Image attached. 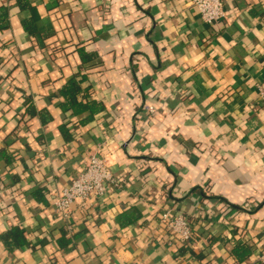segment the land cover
Here are the masks:
<instances>
[{"label": "crops", "instance_id": "obj_1", "mask_svg": "<svg viewBox=\"0 0 264 264\" xmlns=\"http://www.w3.org/2000/svg\"><path fill=\"white\" fill-rule=\"evenodd\" d=\"M223 2L209 24L191 0H0V264H264V0ZM98 150L119 186L63 217Z\"/></svg>", "mask_w": 264, "mask_h": 264}, {"label": "built area", "instance_id": "obj_2", "mask_svg": "<svg viewBox=\"0 0 264 264\" xmlns=\"http://www.w3.org/2000/svg\"><path fill=\"white\" fill-rule=\"evenodd\" d=\"M200 12L205 22L218 23L226 17L223 0H191ZM258 93L264 102V80L258 86ZM148 109L154 111L153 105ZM110 185L119 186L118 178L106 157L98 150L90 154L82 170L78 172L68 185L55 193L53 205L57 213L69 217L73 204L80 200L87 203L90 200L101 198L105 195ZM161 220L164 225L186 245L196 239V232L192 221L184 212H177L168 207L162 211ZM264 261V258H262Z\"/></svg>", "mask_w": 264, "mask_h": 264}, {"label": "trees", "instance_id": "obj_3", "mask_svg": "<svg viewBox=\"0 0 264 264\" xmlns=\"http://www.w3.org/2000/svg\"><path fill=\"white\" fill-rule=\"evenodd\" d=\"M80 90V84L78 82V80L74 79L71 80V82L68 84L66 90H65V94L67 95V103H65V105H69L70 107H75V111H80L82 109H85L87 107H91L90 104L88 103H83L82 101H78L77 100V92ZM68 106V107H69ZM67 107V106H66ZM77 107V108H76ZM205 192V190H204ZM233 205V204H231ZM237 207V205H234ZM130 212L125 211L122 214H120L119 216V220L121 222H124L125 220L128 221V219H130ZM23 236V229H12V231H9L5 238L6 243L8 244V246H12L14 244H16L15 241H19L22 240ZM9 238H11V240H9ZM24 241V239H23ZM19 243V242H17ZM24 243V242H21ZM19 243V244H21ZM252 250L251 248L247 245V244H237L234 249H233V253L237 256L239 262H243L245 261L249 255L251 254ZM258 264H262V262H259Z\"/></svg>", "mask_w": 264, "mask_h": 264}]
</instances>
